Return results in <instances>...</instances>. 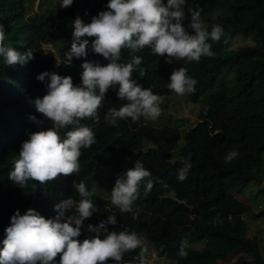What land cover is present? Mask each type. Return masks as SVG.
<instances>
[{"label":"trees","instance_id":"obj_1","mask_svg":"<svg viewBox=\"0 0 264 264\" xmlns=\"http://www.w3.org/2000/svg\"><path fill=\"white\" fill-rule=\"evenodd\" d=\"M51 1L39 0L36 12L26 16L30 9L27 0H0L5 43L22 54L31 50L34 57L15 66H8L0 57V244L17 209L21 215L33 208L45 218H54L56 203L66 198L79 200L74 184L84 182L92 191L97 168L108 166L121 174L139 160L157 180L151 193L146 198L142 195L134 206L140 209L139 218L133 220L131 214L120 213L110 207L107 199L95 194L98 211L85 220V227L89 223L98 225L115 213L117 224L109 225V230L146 234L149 249L174 264H226L231 255L239 258L234 264H249L248 257L253 264H264L258 242L251 237L243 218L245 213L262 218L264 206L254 212L249 203L234 198L250 183H260L264 174V0H186L185 27L190 10H200L209 31L212 25H220L226 33L227 43L224 37L219 43L209 41L214 53L211 58L166 63L150 48L136 53L143 58L141 67L147 74L141 79L137 71L133 78L159 97L173 92L167 85L174 69L185 67L197 80L195 93L187 94L189 101L200 104L194 126L179 128L163 122L153 126L145 117L135 123L129 119L110 126L105 114L123 103L116 90H109L99 123L81 121L95 132L97 143L82 149L79 174L62 176L45 185L29 181L28 187L21 189L8 177L22 143L31 133L50 126L47 121L42 126L37 124L43 117L33 102L46 94V85L37 76L54 69L61 76H71L74 84L81 83L83 60L74 58L71 66L63 63L71 47L76 10L81 3V18L87 24L107 10L108 3L73 0L71 6L61 8V0L55 7ZM237 36L250 43L233 48ZM46 44L55 45L57 54L45 51ZM87 59L101 65L108 63L91 52ZM130 59L124 50L121 62ZM32 116L35 121L30 119ZM69 130L71 126L61 130V137ZM232 151L238 156L226 163ZM184 161L191 163V169L181 182L178 173ZM165 184L167 187L162 186ZM85 238L90 236L83 231L79 239ZM184 240L188 242L186 259L179 256ZM124 264H139L138 250L125 254Z\"/></svg>","mask_w":264,"mask_h":264},{"label":"clouds","instance_id":"obj_2","mask_svg":"<svg viewBox=\"0 0 264 264\" xmlns=\"http://www.w3.org/2000/svg\"><path fill=\"white\" fill-rule=\"evenodd\" d=\"M72 4L73 0H61L60 7ZM185 4L186 0H108L107 10L92 17L90 23H84L79 16L73 20L71 47L63 63L71 66L74 58L83 60L81 83L76 85L71 76L56 72L45 71L37 76L41 82L47 80L46 94L33 102L43 117L37 124L42 126L47 121L50 126L31 133L22 143L9 173L10 181L25 189L29 181L45 185L62 176L79 174L82 149L97 143L95 132L81 121L91 119L99 123V112L109 90H116L117 98L125 103L119 109L108 110L104 117L108 125L116 126L118 121L129 119L135 123L141 117L155 121L160 117L161 98L133 78L137 71L141 79L147 74L141 67L143 58L136 53L150 48L166 63L180 60L191 63L199 62L201 57H213L209 41L219 43L224 37L227 43L223 27L212 25L209 31L200 10H190L191 18L185 27ZM5 41V30L0 25V57L8 66L23 65L34 58L31 50L22 54ZM124 50L131 57L126 63L121 62ZM90 52L102 56L108 63L101 65L88 60ZM169 81L168 89L179 96L196 91L197 80L188 75L185 67L174 69ZM30 119L36 120L34 116ZM69 126L71 130L62 138L60 130ZM237 156L238 152L232 151L225 162ZM190 169L191 163L184 161L178 173L181 182ZM156 182L152 173L137 160L134 167L118 174L110 201L102 198L109 201L111 208H117L122 214L129 213L136 220L140 209L134 206L142 195L146 198L151 193ZM74 187L79 200L66 198L56 203L54 218H45L33 208L23 215L19 209L15 211L10 226L4 230L0 264H57V257L58 264H109V261L124 264L125 254L137 250L139 264H151L146 234L128 229L109 230V225L117 224L115 213L98 225L89 223L85 227V220L98 211L95 189L92 187L89 191L84 182ZM83 231L94 235L81 241ZM187 248V240L182 241L179 256L183 259L188 256Z\"/></svg>","mask_w":264,"mask_h":264},{"label":"rangeland","instance_id":"obj_3","mask_svg":"<svg viewBox=\"0 0 264 264\" xmlns=\"http://www.w3.org/2000/svg\"><path fill=\"white\" fill-rule=\"evenodd\" d=\"M27 2L30 6V9L28 10L26 16H31L36 12L39 0H27ZM56 5H58V1L52 0L51 6L55 7ZM82 15L83 6L81 3H79V6L76 10V17L79 16L81 18ZM247 43H250L249 39H244L240 36H237L232 43V47L235 48ZM43 47L45 51H52L53 53L57 54L58 49L55 45L46 44L43 45ZM51 72H54V69ZM44 83L47 84V80ZM160 98L162 101L160 107L162 108L163 112L155 121L151 120L150 118H146L148 123L154 126H159L163 122L165 124L177 126L179 128L186 127L189 124L193 126L196 124V115L199 111L200 104L189 101L187 94L184 96H179L173 91L170 95ZM122 103L124 104L125 101H122ZM117 176L118 173L115 172L111 167L103 166L97 168L95 170V178L93 181V189H95V193L100 197L109 199L110 201V193ZM261 189H264V174L261 175L260 183H250L242 193H235L234 198L238 201L249 203L252 206V210L254 212H258L264 206V192H262ZM243 218L248 224V232L250 233L251 237H254L257 240L260 254L264 258V216L262 218L255 219L252 218L251 213H245ZM86 233L90 237L94 235L92 233H88L87 231ZM2 247L3 245L0 244V248ZM237 257L238 256L235 255L229 256L226 259V264H234L239 259ZM149 259L151 260V264H174V261L165 257H158L152 251L150 252ZM246 262L253 264L249 257L247 258ZM238 264H240V262Z\"/></svg>","mask_w":264,"mask_h":264}]
</instances>
